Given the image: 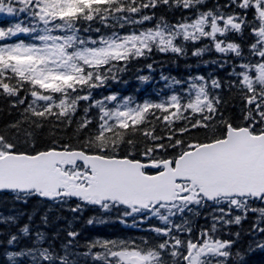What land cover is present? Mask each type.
<instances>
[{
    "label": "snow or ice",
    "instance_id": "6c2138e0",
    "mask_svg": "<svg viewBox=\"0 0 264 264\" xmlns=\"http://www.w3.org/2000/svg\"><path fill=\"white\" fill-rule=\"evenodd\" d=\"M205 2L175 0L177 6L193 10L195 18L190 21L185 17L169 24L160 18L153 27L125 35L113 32L97 41L81 38L79 33L90 31L93 22L106 24L109 18L121 28L152 21L153 16L142 14V9L170 5L171 0H0V14L25 17L10 27H0V96L16 98L13 106L25 104L30 96L25 112L37 118L31 121V130H24L25 142L35 139V130L43 129L49 117L71 125L82 101L89 103L77 132L89 129L93 120L88 113L92 107L98 109L96 127L87 132L79 147L65 143L60 148L39 150L33 145V150L27 151L18 136L13 139L0 133V191L14 193L24 203L29 199L60 205L75 201L72 212L86 207L102 214L122 209L118 216L122 224L133 217L135 226L136 216L141 223L153 217L161 222L162 226L149 228L159 238L156 243L93 241L89 249L99 246L104 250L94 256L103 264H247V255L257 248L264 251V241H257L255 248L250 244L246 252H233L237 240L214 235L217 223L240 225L248 212H258L264 218V207L252 206L256 202L264 204V0H230L231 5L243 10L240 14H225L219 5L198 11ZM249 12L252 20L247 19ZM129 14H141L140 19ZM84 22L88 27H82ZM246 27L255 37L251 55L259 60L242 63L235 72L246 104L239 123L224 119L213 123L221 99L211 89L222 85L218 79L209 78V87L204 76L190 78L186 100L173 94L167 100L131 106L133 101L128 97L123 104L109 108L105 102H117V94L94 99L96 89L118 81V74L134 60L154 51L185 55L182 42L203 43V47L195 48L193 56L214 48L244 60L241 45L227 42V37L232 33L243 35ZM21 34L29 42H7V38ZM147 67L151 69L152 65ZM139 79L148 81L150 77ZM21 93L26 96L21 98ZM154 121L163 123L166 137L155 134ZM177 121L185 123L176 127ZM11 127L19 128L20 124ZM199 129L205 130L204 140L184 138ZM137 132L145 138L139 151L129 138ZM124 144L132 145L133 150L121 156L119 150ZM209 202L218 206L219 215L213 217L209 228L193 237L184 214L192 213V206L203 207ZM234 210L244 215H233ZM173 217L181 222L176 223ZM32 218L29 216V221ZM41 219L47 225V215ZM4 223L0 219V224ZM86 223L92 226L108 221L93 216ZM16 227L17 233L10 231L6 243L23 242L24 247L10 252L9 259L33 256L35 260L32 241L39 242L44 233L37 230L33 236L28 223ZM257 230L264 233V228ZM79 235L69 230V243ZM234 235L238 238L240 233ZM40 255L49 264H57L47 249ZM60 264H71L67 255L60 258Z\"/></svg>",
    "mask_w": 264,
    "mask_h": 264
},
{
    "label": "trees",
    "instance_id": "16d2710c",
    "mask_svg": "<svg viewBox=\"0 0 264 264\" xmlns=\"http://www.w3.org/2000/svg\"><path fill=\"white\" fill-rule=\"evenodd\" d=\"M147 2V0H144ZM220 6V11L228 14H240L243 10L230 4V0H206L203 6H198V11H206ZM227 5V6H226ZM142 14L152 15L153 20L144 22L143 24H126L123 28L119 23L109 18L106 24H101L99 21L91 24V30L81 31L79 35L84 39H95L99 41L101 37H109L113 32L120 35L130 34L132 31H142L146 28L153 27L155 23L159 22L160 18L166 23L176 24L182 21L185 17L194 19L193 10L184 9L175 4V0H171L170 5L157 4L155 8L142 9ZM134 19L139 20L141 14H129ZM25 19L24 15L9 16L8 14H0V27H10L15 23ZM248 20H252L251 12L248 13ZM111 25H115L111 27ZM82 27H88V22H84ZM99 28L100 31H96ZM28 41V37L21 34L19 37L7 38V42H19V40ZM255 41V37L251 34L250 28H244L243 35L232 33L227 37V42H236L241 45L244 60L235 57V54H222L214 50L205 51L201 56H193L192 52L196 47H203L200 42H182L186 48V54L177 56L171 52L161 53L154 51L147 57H141L134 60L126 71L118 74V81L110 82V85L104 88L96 89L93 93L95 100H103L105 96L111 94L118 95L117 102H105L107 107H114L116 103L123 104L125 98L131 97L133 104H140L145 101L160 102L167 100L171 95L178 94L187 99L189 95V84L192 82L191 77L204 76L209 80L214 78L221 82L222 87L219 89H211L221 99V104L218 113L213 121L216 124L219 120L224 119L232 123H239L242 116V110L246 107L245 101L242 98L240 87L237 86L236 81L238 77L235 72L240 70V64L246 63L249 60L257 61L259 57L251 55L250 45ZM207 43V41H204ZM215 61V63H213ZM225 61H227L225 63ZM151 64L149 69L147 65ZM221 64L223 67H221ZM140 76H148V81H141ZM167 77L168 79H164ZM174 78V79H173ZM175 80L182 81L177 84ZM199 83V81H196ZM26 96L21 93V98ZM14 97L0 96V133L15 139L17 136L21 141V146L24 150L35 149L44 150L49 146L56 148L62 147L67 143L72 147H79L83 143V139L87 132L96 127V120L98 117V109L92 107L88 113V118L93 120V124L89 129L77 132L78 122L84 118V107L88 106L87 101H82L78 108L71 125L59 123L54 117H49L44 121L43 129L35 130V139L28 138L25 142L24 130L30 129L31 121L36 120L31 113H26L25 109L28 103L31 102V97L27 96L25 104L13 106L15 103ZM43 103V102H38ZM198 118V117H197ZM19 128H12L11 125L18 123ZM156 127V135L167 136L168 132L165 130L163 123L154 121ZM184 121H177L176 127L183 125ZM209 135L211 133H208ZM135 144V150H142L144 147L145 138L139 133L130 135ZM185 139L194 141L196 139H205V130H194L191 135L186 134ZM55 141V143H53ZM165 144L168 141H163ZM150 143V141H149ZM133 150L132 145L124 144L119 150V155L123 156L127 151ZM171 152V150H169ZM159 154H163L162 152ZM75 201H70L68 204L60 205L53 204L50 201L29 199L27 203L23 200H17L15 194L11 192H0V219L6 221L0 224V264H49L40 255L41 251L47 249L56 258L57 264H60V258L65 255L68 256L71 264H103L102 261H96L94 256L96 253H103V249L99 246L89 249V244L95 240H128L139 243L141 240H147L149 243H156L158 239L154 232L149 231L152 226H162L161 222L153 217L145 219L143 223L140 222V216H136V224L133 226V217H127L126 223L122 224L118 220V216L122 209L118 212L116 210L102 214L99 210L92 207H86L83 211L72 212L70 209L75 206ZM253 207H264V204L256 202ZM194 211L192 213L186 212L184 219L190 221L192 227L191 235L195 237L201 229H207L214 222L213 217L218 216L216 211L217 205L209 202L206 206L198 207L192 206ZM198 213V214H197ZM244 215L241 212L235 211L233 215ZM43 215H47L48 223L45 225L41 219ZM32 216L29 221L28 217ZM93 216H102L108 223L103 225L89 226L86 222ZM9 217H14V220L9 221ZM176 223H180V219L173 217ZM25 223L29 224L33 236L35 231L39 230L44 233V238L37 242L33 239L32 252L33 256H19L9 259L10 252L19 251L24 247L23 242L19 244L8 245L6 240L9 238L8 233H17V225L23 226ZM258 228H264V218L260 217L258 212H248L246 218L242 220L240 225L235 224H221L217 223V238L226 240H237L232 251L246 252L248 246L251 244L255 248L257 241H264V233L259 232ZM69 230H74L80 233L75 241L69 243L71 238L67 236ZM240 233L237 238L234 234ZM187 236V233H183ZM247 264H264V251L256 249L252 254L247 255Z\"/></svg>",
    "mask_w": 264,
    "mask_h": 264
},
{
    "label": "water",
    "instance_id": "95a60500",
    "mask_svg": "<svg viewBox=\"0 0 264 264\" xmlns=\"http://www.w3.org/2000/svg\"><path fill=\"white\" fill-rule=\"evenodd\" d=\"M0 192H8V191H0Z\"/></svg>",
    "mask_w": 264,
    "mask_h": 264
}]
</instances>
